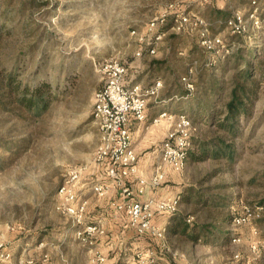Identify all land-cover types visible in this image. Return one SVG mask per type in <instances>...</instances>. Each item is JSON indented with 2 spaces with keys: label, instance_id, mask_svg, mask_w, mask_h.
<instances>
[{
  "label": "rangeland",
  "instance_id": "obj_1",
  "mask_svg": "<svg viewBox=\"0 0 264 264\" xmlns=\"http://www.w3.org/2000/svg\"><path fill=\"white\" fill-rule=\"evenodd\" d=\"M199 1L34 0L33 7L30 0L11 1L10 18L6 20L11 32L3 34L0 71L18 66L20 78L34 82L48 80L55 91L49 109L30 121L0 112V119L3 118L0 136L17 142L14 153L0 147V241L6 242L19 260L23 257L32 262L27 264H42L48 258L53 261L65 258L74 259L77 264H100L95 247L103 249L109 235L107 228L105 235L91 238L93 244L81 240L77 232L83 231V226H76L55 207L59 186L75 169L87 168L83 171L85 184L102 178L101 171L93 173L92 168L93 155L101 141L93 117L95 94L105 82V73L100 70L107 60H119L135 77L151 58L165 57L166 51H159L165 37L163 33L157 36L162 27L151 24L173 3L201 11L208 0H203V6L196 5ZM223 1L227 5L219 2L216 6L225 10L223 19H229L235 9L246 11L239 1ZM218 32L231 47V59L225 62V69L220 65L207 68L203 79L208 72L220 79L215 102L220 109L230 99V80L236 72L245 70L249 64L253 78H263L254 65L264 61V26L250 25L247 33L233 35L225 24L217 23L212 33ZM170 33L178 34L173 30ZM184 34L187 41L189 38L188 44L197 42L195 32ZM146 48L150 55L143 59ZM182 56L176 53L172 57L178 64ZM258 85L250 113L237 117V131L206 120L197 124L193 134L194 151L202 155L200 143L207 146L209 154L201 160L190 156L182 172L171 170L175 176L170 172L166 178H178L173 185L179 188L185 185V193L191 189L195 194L214 200L208 205L198 204L194 199L189 203L182 201L172 215L158 214L156 221L166 227L165 239L137 235V241L142 240L146 245L123 244L120 259L107 260L105 264H133L137 253L147 250L155 252L153 264H264V80ZM199 86L200 94L196 86L195 92L184 100L190 117L192 111L201 107L197 102L207 87L204 82ZM208 101L202 106L205 116L212 107ZM220 117L223 114L220 113ZM169 185L168 188L173 187ZM176 193L173 189L170 196ZM105 197L95 196L89 200L87 218L96 219L112 208V203L101 200ZM164 197L167 195L160 198ZM245 206L263 207V216L239 226L234 225L232 219H226L235 209L241 212ZM178 216L188 224H223L221 230L228 232L231 240H223L222 244L214 241L193 244L177 235L170 237L168 226L175 220L172 218ZM120 222L134 229L126 217ZM65 231L74 236L65 240L63 248L59 245L63 238L58 237ZM234 236L240 237V242H233ZM47 237L54 244L48 245Z\"/></svg>",
  "mask_w": 264,
  "mask_h": 264
},
{
  "label": "built area",
  "instance_id": "obj_2",
  "mask_svg": "<svg viewBox=\"0 0 264 264\" xmlns=\"http://www.w3.org/2000/svg\"><path fill=\"white\" fill-rule=\"evenodd\" d=\"M205 1V0H204ZM246 11L235 9L232 16L226 21V29L233 35H243L248 27L261 28L264 20L260 18L261 0H250ZM203 5V0L198 2ZM173 17L171 29L178 34L195 32L200 47L204 53L203 60L194 59L188 66V72L182 77V85L187 91L184 96L193 94L196 90L195 74L199 66L214 68L218 62L225 60L231 52L226 37L220 32L214 34L209 22L200 11H194L179 4H170L167 11L156 18L151 25L163 27L167 18ZM158 37L162 34L157 35ZM154 47L151 49L154 51ZM140 54V53H139ZM105 73V82L96 92L94 100V118L97 123L101 141L92 161L93 173L98 169L102 178L91 184L83 181V171L87 168H77L71 177L58 188L56 208L70 217L76 226H83L78 231V237L93 244V236L106 234V223L102 217L87 218L89 197L86 191L93 192L98 197H105L111 192L119 193V199L113 202L111 218L121 220L126 217L138 235H151L155 238L165 239L166 227L156 221V216L172 215L180 207L181 193L164 198L140 196L146 192V187L160 186L166 179V168L182 172L188 163L190 151L195 146L193 137L197 125L189 114L181 112L163 111L153 117L152 123H159L166 118L172 120L174 125L168 131L162 143L161 160L155 164L150 178H146L138 171V158L134 148L131 120L146 122L149 102L158 99L163 88V81L157 79L151 84L143 85L140 82L130 83L128 79L129 67L119 60H107L101 70ZM134 180V181H133ZM263 207L252 208L245 206L241 212H233V224L239 226L263 216ZM256 231V230H255ZM88 236H82V235ZM241 238L234 236L232 241L240 242ZM255 248V246L253 247ZM12 248L0 241V264H14ZM97 262L105 264L107 256L99 251L95 252ZM133 264H153L156 255L153 250L140 251ZM238 257V256H237Z\"/></svg>",
  "mask_w": 264,
  "mask_h": 264
},
{
  "label": "crops",
  "instance_id": "obj_3",
  "mask_svg": "<svg viewBox=\"0 0 264 264\" xmlns=\"http://www.w3.org/2000/svg\"><path fill=\"white\" fill-rule=\"evenodd\" d=\"M236 1L241 2L245 10L249 8L250 2H251L250 0H236ZM261 1H262L261 2L262 4H261L260 12H261L262 17L264 18V0H261ZM219 2L223 3V5H227V2L223 0H208L207 1L208 4L204 6L203 8H201L202 9L201 12L204 11L206 8H216ZM196 5L199 6L201 4L197 3ZM218 6L220 7V5ZM220 10L225 11L223 10L222 7H220ZM206 16L208 17L207 14ZM167 20H168L167 21L168 23L171 22V24H173L174 20L172 16H169ZM171 26L163 33L165 37L164 45L161 46L160 48L161 50L159 49V51H164V50L166 51L165 57L151 58L148 62H146L145 68L138 75H135V77L131 76V71H129V75H128V79L130 83L140 82L145 86L148 84H151L153 81L157 79H161L163 81V88L161 90V93L158 99L156 100L152 99L149 102L150 107L148 108V111H147V116H148L147 121L139 122V121H134L132 119L131 124H130L132 138L134 142V148L136 150L137 155L139 156L138 171L140 172L142 176L146 178H150V176L154 172L153 168L155 164H157L161 160L162 143L164 139L166 138L168 131L174 125V122L172 120H167L166 118L161 119L160 120L161 122L159 123H152L151 120L153 119V117L157 116L159 113L163 111H168V112L170 111V112H175V113L178 111L187 112L184 100H186L189 95L184 96L187 91L186 90H185L186 92L184 91L185 88L182 85V77L189 71L188 66L192 60L199 59L202 61L204 58V53L203 52L200 53V51H202V47H200L199 39H196L197 42H195L194 45L188 44L189 38H188V41L185 39L186 38V36H184L186 35L184 34L185 32L182 34H177V35L171 34L170 33V31L172 30ZM147 51L148 49L144 51L143 59L149 57L150 54ZM176 53L184 55L180 57L181 61L178 64H176L175 62L176 60L174 59V57H172L173 54H176ZM136 59H140V58H136ZM161 61L164 62V64L159 65V62ZM197 69L198 71L195 74V85L197 86V89L199 90V87H200L199 85L203 83L202 76H204L205 70L207 69H205L203 65L199 66ZM198 93L200 94L201 91L199 90ZM208 100H210V96L206 97V94H203L199 102H197L198 103L197 106L200 105L201 107L195 110L204 111L203 110L204 107L202 108L203 102L208 101ZM203 113L205 114V112ZM193 151H194V148L189 152L190 155H189L188 160H190V156H192L191 152ZM171 170L172 169L170 168H166L167 177H169L170 172H171L172 177L175 176L176 173ZM177 180L178 178L165 179V181L158 187H155V188L146 187L147 188L146 192L140 197L142 199H146L148 197H161L162 195L170 196L171 195L170 193L173 189L175 192H178V193L183 192V194L181 193L183 197L185 190L187 188L185 187V185H182L180 188L178 186L174 187L173 184ZM169 184H172L174 188L173 187L168 188V186H170ZM188 194L194 195L195 193L194 191L190 189L188 192L185 193V195H188ZM185 195H184V198L187 197ZM86 196L89 197V200H92L93 197H95L96 195L91 191H86ZM184 198H182L181 203L182 201L184 202ZM118 199H119V193L113 191L101 200L103 202L106 201L108 203H113L117 201ZM108 212L102 215H98V217L103 218L104 222L106 223V228H107L109 235L106 236L107 240L104 241L103 249L95 247L96 251H99L104 256H107L108 262L112 260L120 259L119 255L122 256L124 253L122 252L123 244L127 246H130V245L136 246V244L140 245V243L141 245H146L142 242V240L139 242L137 241L136 236L138 234L136 233L135 229H131L128 227V225H125L123 222H120V220L119 221L113 220L110 217L111 213L113 212V208L108 210ZM174 218L175 217H173L172 219ZM174 222L175 221L172 220L171 224H174ZM71 234L72 233L68 231L62 232L60 234V237L58 238H63L62 241L59 242V245L61 247L65 248V245H63L64 243H66L65 240H67L68 238L70 239L74 236V234L72 235ZM173 235H177L178 237L186 239L187 241L192 242L193 244L205 242L204 238L202 237L199 240V242L194 243L188 237L181 235L179 231L178 233H173V234L169 233L170 237ZM211 238L212 240H209L210 242L214 241L215 243H219V244L223 243V239L219 240L213 237ZM46 239H47L46 241L48 245L54 244L53 241L51 242L48 240L49 239L48 237ZM15 256L16 255H14V260H13L15 264L32 263L29 260H27L28 262L25 261L23 257H22V260H19L17 256L16 257ZM42 264H77V263L74 262V259L72 261L70 259L64 258L62 261L61 260L53 261V260H50V258H48V259H45ZM116 264L118 263L116 262ZM119 264H122V262H120Z\"/></svg>",
  "mask_w": 264,
  "mask_h": 264
},
{
  "label": "trees",
  "instance_id": "obj_4",
  "mask_svg": "<svg viewBox=\"0 0 264 264\" xmlns=\"http://www.w3.org/2000/svg\"><path fill=\"white\" fill-rule=\"evenodd\" d=\"M11 1L12 0H4L0 2V46H2L4 43V32H11V26L6 24V20L10 18L9 15L11 7L9 6ZM29 3L30 6L33 7L34 0H30ZM25 4L26 2L22 4V9L24 8L23 6ZM200 13L209 22L212 32L214 26L217 25V23L219 24L222 21H226L228 19H223L224 12L218 8H206L204 11H200ZM206 14L208 15V17L206 16ZM259 16H262L261 12L259 13ZM171 25V22H167V24L161 28L159 33H164ZM39 41L40 40H38V42ZM231 55L232 54H230L225 60L218 62V65H220L221 69H225V62L231 59ZM263 62L264 61L260 63L256 62L257 65L254 62V68L257 71H261V74L263 76L262 79L258 80L256 79L257 77L253 78L252 68H250L249 64L248 66H245V70L236 72L233 75L230 80V85H232L230 99L227 101L226 106L220 109L216 106L215 103L217 97L216 90L219 89L218 81L220 79L213 76V73L211 74V72H208L207 77H205L204 79L202 78L203 82L207 86L203 94H206V97L210 96L208 105L212 104L211 111L206 116L204 113H201L202 111L200 110L192 111L191 119L194 121V123L197 125L206 120L209 124H218L219 127H224L231 130L232 132H236L238 129L237 125L239 123L237 117L242 114L248 115L250 113L249 111L251 109V105L253 104L254 96L257 94L256 89L259 86L258 82L264 80ZM160 64H164V62L161 61L159 62V65ZM204 68L207 69V67L205 66ZM5 70L0 71V112H8L10 115H13L14 117L18 119L20 118L24 121H30L32 119H35L36 117L42 116L43 113H45L49 109L50 103L55 98V91L53 90L52 82H49L48 80L34 82L26 80V78H20L18 66L12 68L11 70H9V68H5ZM206 71H208V69ZM178 112L186 113L185 111ZM220 113L223 114V117L219 118ZM2 119H0V121ZM16 143L17 142H13L10 140L7 141L2 136H0V147L2 148L7 147L13 150V147L14 145H16ZM198 146L199 151H201L202 155H200V153H197L196 151L191 152V154L195 159L201 160L204 159V156L209 154L210 150H208L207 146L200 145V143H198ZM16 147L17 150L18 146ZM217 148L219 149L220 146L217 145ZM14 152L15 150H13L11 153ZM192 199H194L196 203L204 205H208L211 200H214L213 198L210 199L208 196L203 197L200 193H197L194 196L193 194L188 195L186 198H184V202L189 203V201H191ZM174 219V224L168 226V233L173 234L178 233L179 231L181 235L188 237L194 243L199 242L202 237L204 238L205 242L209 241L210 235L215 239H223L225 242L231 240V236L228 232H222V228L220 226H222L223 224L215 225L213 223H207L206 225H202L196 222L188 224L184 218L180 219L179 216ZM226 219H232L233 222V213H230V215H228Z\"/></svg>",
  "mask_w": 264,
  "mask_h": 264
}]
</instances>
